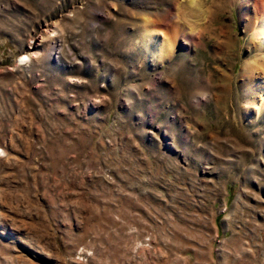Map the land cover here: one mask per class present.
<instances>
[{
  "label": "rangeland",
  "instance_id": "1",
  "mask_svg": "<svg viewBox=\"0 0 264 264\" xmlns=\"http://www.w3.org/2000/svg\"><path fill=\"white\" fill-rule=\"evenodd\" d=\"M176 1L0 0V264H264V50Z\"/></svg>",
  "mask_w": 264,
  "mask_h": 264
},
{
  "label": "bare ground",
  "instance_id": "2",
  "mask_svg": "<svg viewBox=\"0 0 264 264\" xmlns=\"http://www.w3.org/2000/svg\"><path fill=\"white\" fill-rule=\"evenodd\" d=\"M199 5L198 0H186L184 2H175L173 7L169 9L166 13L161 15V17L154 16L144 18V27L147 30V34L150 36V41L144 40V47L147 49L149 59L152 61L163 62L167 56L172 52V48L169 46L164 48L162 45L158 43L155 39L156 34L158 33H170L171 27H174L175 22L174 18L180 19L181 28L180 33L183 36H188L192 41L198 43L200 40V32L196 30L194 26L188 25L191 18L190 8H197ZM240 17L246 24V27L249 32L252 34L251 40L249 44H251L258 51L264 50V0H244L242 4L239 6ZM175 11V12H174ZM180 15L185 18H181ZM179 20V21H180ZM188 24H185L187 23ZM177 26V25H176ZM173 29V28H172ZM176 31V30H175ZM173 34V32H172ZM171 42H174V37L169 38ZM171 44V43H170ZM22 60H29V56H23ZM259 71V72H257ZM262 76L264 81V62L259 65L249 66L246 68V79L247 83L252 86V84L256 81V77L258 75ZM253 106L258 109V113L264 109V90L262 91L259 99L255 100V102H250Z\"/></svg>",
  "mask_w": 264,
  "mask_h": 264
}]
</instances>
